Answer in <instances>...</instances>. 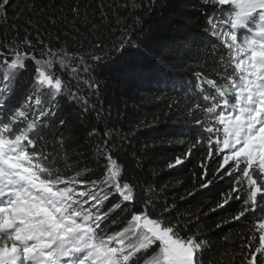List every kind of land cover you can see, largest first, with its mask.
Segmentation results:
<instances>
[{"label":"trees","instance_id":"16d2710c","mask_svg":"<svg viewBox=\"0 0 264 264\" xmlns=\"http://www.w3.org/2000/svg\"><path fill=\"white\" fill-rule=\"evenodd\" d=\"M210 16H221L216 0H9L6 12L0 11V51L8 54L9 47L19 45L39 56L51 49L57 58L66 54L75 65L91 69L80 72L79 81L62 77L73 90L79 84V97H87V105L67 95L58 97L50 105L54 115L42 129L49 150L66 162L62 167L69 168V174L104 179L106 161L98 147L110 151L122 168V182L134 187L129 210H143L146 195L155 201L148 209L154 216L174 205L168 218L188 225L181 234L198 230L211 242L204 264H243V255L259 246L260 234L255 232L251 248L241 246L249 244L264 213L225 223L241 210L240 200L212 211L235 183L218 174L219 160L208 158L206 143L196 145L206 134L188 114L195 74L217 78L223 63L211 50L227 52L210 35ZM25 40L31 48H24ZM34 67L29 60L17 72L5 122L33 94ZM85 77L98 88L88 87ZM44 102L49 104L50 98ZM202 112L198 110L197 117L211 119ZM61 137L62 142L54 143ZM177 158L183 163L169 168ZM117 202L123 203L118 194L110 196L100 211ZM130 215L117 210L102 227L119 231Z\"/></svg>","mask_w":264,"mask_h":264},{"label":"snow or ice","instance_id":"6c2138e0","mask_svg":"<svg viewBox=\"0 0 264 264\" xmlns=\"http://www.w3.org/2000/svg\"><path fill=\"white\" fill-rule=\"evenodd\" d=\"M8 3L3 0L0 11L6 12ZM216 5L221 16L209 17L210 35L227 52L211 50L223 63L217 78L195 74L188 114L206 134L196 145L206 143L208 158L219 160L218 174L235 183L212 209L215 212L231 200H240L241 210L225 221L231 223L249 213H264V0H216ZM23 44L31 48L30 41ZM29 60L35 65L33 94L5 122L16 74ZM57 66L80 80L81 69L66 54L57 58L48 49L37 56L19 45L9 47L8 54L0 51V264H204L211 242L198 230L182 235L188 225L168 218L174 205L154 216L148 209L155 201L146 195L143 210L128 209L135 202L134 187L122 182V168L110 151L98 147L106 161L104 179L89 181L82 172L69 174L70 169L62 167L66 162L49 150L42 129L54 115L50 105L65 95L88 103L87 97H79L78 83L73 90L55 73ZM84 83L98 88L90 78ZM44 97L50 98L49 104ZM201 109L211 119L197 117ZM60 142L62 137L54 141ZM181 163L183 159L177 158L168 167ZM115 194L123 203L101 212L104 202ZM117 210L130 211V219L119 231L106 232L102 225ZM255 232L260 234L259 246L243 255V264H264V216L255 222L249 244L242 249L251 248Z\"/></svg>","mask_w":264,"mask_h":264},{"label":"rangeland","instance_id":"374dc122","mask_svg":"<svg viewBox=\"0 0 264 264\" xmlns=\"http://www.w3.org/2000/svg\"><path fill=\"white\" fill-rule=\"evenodd\" d=\"M75 66H76L77 68L81 69V71H79L78 75L81 76V77H83V76L80 74V72H83V71H82V66H81V65H75ZM54 71H55V73H56L57 75H59V76L61 77V79H62L63 75H67L68 77H72V76L70 75L69 72H67V71H62V70L60 69L59 66H57V67L54 69ZM72 78H73V77H72ZM85 79H87V78H86V77L83 78V80H85Z\"/></svg>","mask_w":264,"mask_h":264}]
</instances>
